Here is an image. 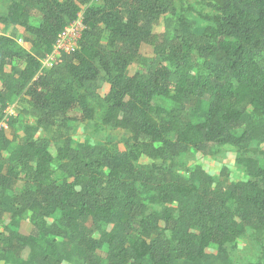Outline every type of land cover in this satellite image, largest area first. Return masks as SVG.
<instances>
[{"label":"trees","instance_id":"1","mask_svg":"<svg viewBox=\"0 0 264 264\" xmlns=\"http://www.w3.org/2000/svg\"><path fill=\"white\" fill-rule=\"evenodd\" d=\"M6 2L31 50L0 36V263L238 264L251 236L264 264V0ZM81 14L78 49L43 68ZM77 121L125 136L78 143ZM224 147L245 178L182 163Z\"/></svg>","mask_w":264,"mask_h":264},{"label":"rangeland","instance_id":"2","mask_svg":"<svg viewBox=\"0 0 264 264\" xmlns=\"http://www.w3.org/2000/svg\"><path fill=\"white\" fill-rule=\"evenodd\" d=\"M7 2L6 0H0V13L6 12ZM190 20L195 22L196 30L201 31L204 23L200 20V18L191 14L189 16ZM34 24L37 25L36 21H33ZM176 27L175 19L169 18L165 20L163 24L156 28L157 33L168 32L171 33ZM24 30L19 27H4L0 26V36H7L11 38H15L21 46L26 48V50H31L30 44L25 41ZM22 41V42H21ZM142 56L146 61L152 60L154 58L152 48L148 46H143L142 48ZM138 69V65H133L129 74L133 75ZM11 116H17L19 114L17 105H12L8 111ZM75 116L80 117V113L76 112ZM24 120V119H20ZM28 121V119L26 120ZM26 121H22L23 125ZM10 133L7 132V134ZM45 135V134H44ZM9 136V135H8ZM125 135L120 131H112V130H103L96 132L95 131V121H86V122H74L71 125V132L69 133V137H71L75 142L78 143H88L91 145H103L106 143H120V140ZM122 147V146H121ZM55 153V151H53ZM239 158V154L237 151L230 147H224L219 149L218 153L215 155L204 156L195 151L190 152L186 156L182 158V163L188 168H194L196 166H201L206 172L217 177L220 172L226 168V172L232 176L234 180L245 178V172L241 166L237 164V160ZM146 163L149 161L145 160ZM28 223L23 224L24 232H28L29 230ZM259 244L252 238L251 236H247L241 239L238 243V247L235 250H231V258L238 264H249L252 262H256L259 257ZM211 252H215V250H210ZM3 264V263H0Z\"/></svg>","mask_w":264,"mask_h":264},{"label":"built area","instance_id":"3","mask_svg":"<svg viewBox=\"0 0 264 264\" xmlns=\"http://www.w3.org/2000/svg\"><path fill=\"white\" fill-rule=\"evenodd\" d=\"M85 30L86 26L84 25L83 16L81 14L76 21L69 24L60 34L52 54L47 55L41 60L43 68L52 67L63 54L69 55L74 53L78 49L79 41L81 40ZM7 113L8 116L11 115L9 112ZM0 130L9 132V118H5L3 121H0Z\"/></svg>","mask_w":264,"mask_h":264}]
</instances>
